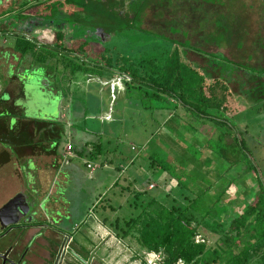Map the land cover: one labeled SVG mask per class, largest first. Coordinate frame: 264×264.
Here are the masks:
<instances>
[{
    "label": "trees",
    "instance_id": "obj_1",
    "mask_svg": "<svg viewBox=\"0 0 264 264\" xmlns=\"http://www.w3.org/2000/svg\"><path fill=\"white\" fill-rule=\"evenodd\" d=\"M153 1L160 0H38L31 6V14L22 13L24 10L21 12L20 23L28 15L45 22L63 20V26L54 29L53 33L46 28L39 31L42 32V41L69 58L68 62L64 60L63 63L70 70L71 77L79 72L104 76L107 71H117L128 77L125 79L128 96L136 107L150 111L183 107L193 116L222 126L223 130L218 129L219 139L208 140L210 147H214L219 157L233 166L241 163L245 165L239 172L243 180H229L228 186L215 199L209 200L207 190L185 209L175 206L169 208L161 204L163 206L159 210L153 208L159 205L155 197L150 198L148 192L137 193L132 203L135 213L110 223L117 235L123 240L137 241L142 255L163 250L166 264H178L180 260L187 264H257L252 260L264 248V177L244 137L245 131H250V128L246 125L247 129L243 131L241 127V114L248 111L246 104L234 92L228 79L237 67L245 66L222 57L225 73L213 77L187 58L186 47L190 48V45L177 41L173 42L175 46L173 44L161 53H140L134 56L120 52L115 56L111 42L116 37L132 30L146 32L140 27L139 19ZM78 24H83L97 40L71 37L70 30L77 28ZM92 26L95 31L89 28ZM2 29L16 31L17 23L9 22L1 26L0 31ZM17 48L23 56L32 54L37 62L43 64L55 60L50 64L53 72L62 64L55 52L39 50L38 44L29 40L22 39ZM23 88V85L16 86L14 92H22ZM172 98L175 103L171 101ZM3 105L4 111L0 110V122H3L0 133L15 135L19 143L6 140L1 142L0 167L58 155V145L63 134L59 119L28 118L16 114L17 106L13 102ZM8 108L11 110L8 111ZM52 124L54 127H51ZM43 128H46L44 136L36 139ZM230 134L234 136L233 141H228ZM95 150L91 153L93 158L104 153V143L95 145ZM238 153H242V157L233 160ZM154 163L157 161L153 160ZM159 167L178 176L168 168L166 161L159 164ZM179 182L187 186L183 180ZM237 184L241 187L237 195L240 193L246 198L241 202V207L244 205L242 210H236L229 217L230 205L224 203L227 197L225 194L230 186ZM145 195L147 199L144 200ZM14 199L16 204L22 200L20 196ZM105 221L108 222L107 219ZM225 227H229V231L224 233L223 238H219V244L216 247L210 245L208 236L222 233ZM198 236L206 240L198 242ZM262 259L264 264V255Z\"/></svg>",
    "mask_w": 264,
    "mask_h": 264
},
{
    "label": "rangeland",
    "instance_id": "obj_2",
    "mask_svg": "<svg viewBox=\"0 0 264 264\" xmlns=\"http://www.w3.org/2000/svg\"><path fill=\"white\" fill-rule=\"evenodd\" d=\"M35 1L38 0H32V2ZM9 4L10 1L6 0L2 6L6 9ZM15 6L17 7V4ZM119 6L124 7L123 5ZM139 21L140 27L146 32L132 30L116 37L111 42L112 47L115 48V56L120 52L134 56L140 53H161L170 49L173 42L177 41L189 44L190 48L186 47L187 58L212 74L213 77L225 73L224 65L221 62L222 57H227L245 66V68L237 67L228 79L234 92L242 97V101L246 104L248 111L241 114V127L243 131L247 129L246 125L250 128V131H245L244 137L259 162L260 171L264 177V0L153 1L143 11ZM63 23V20H48L41 27L49 29L50 33H53L54 29L63 26ZM89 28L95 31L94 26ZM69 34L73 38L82 37L97 40L83 24H78V27L70 30ZM56 55L62 64L54 72L50 70V73L57 79L60 77V82L56 81V84H60L59 91L61 93H56L54 88L49 89V86H42L30 79L26 82V98L22 97L16 102V114L33 119H47L43 116L39 103L40 101L50 102L51 98L58 97L55 103L50 102L54 108L53 113L50 114L53 118L60 119V115L56 111L62 110L63 94L70 97L69 81L71 76L70 70L65 68L63 63L64 60L68 62L69 58L64 57L65 54L57 53ZM51 62H55V60ZM250 68L255 70L251 71ZM57 71L58 73H56ZM109 73L115 74L114 71H107V74ZM46 97L49 100H46ZM129 106L126 110L127 118L123 130L121 127H114L113 130L115 135L122 132L126 135L121 145L132 154L136 153L132 150V143L146 145L145 153L142 156L143 160L141 158L140 160L144 166L143 170L146 167L153 170H150L148 180L142 181L150 198L155 197L159 201V205H155L153 208L161 210L164 205L169 208L175 206L185 209L207 190L209 191L207 193L209 200L215 199L219 194H222L226 185L228 186L229 180H243L239 172L245 165L241 163L233 166L232 163L220 158L214 147H210L211 144L208 140H218L219 130H223L222 126L220 127L210 120L193 116L181 107L180 116L177 115L170 121L164 131L156 132L152 136L151 132H155V130L151 131L150 129L148 134L145 130L148 124H153L148 119L151 111L144 109L133 114L130 110L133 106L131 104ZM233 138L234 136L230 134L228 141H233ZM113 142L112 146L120 144L115 140ZM240 157H242V153L236 154L232 159L237 160ZM32 160L36 162L37 167L31 165V161L25 160L16 162V165L12 163L0 170V198L5 195L9 196L20 189L16 197L20 196L25 200H23L25 202L23 206H26L27 210L42 211L37 205L40 203L39 201L45 200L48 203L46 207L49 209L52 210L56 204L55 208L61 206L59 207L61 210L63 203L68 204L66 188L74 179L66 178L62 169L60 170L58 167H54L52 170L57 174V178L55 175L53 177L52 172L43 168L49 161L48 157ZM153 160L157 161L154 165ZM165 161L168 168L178 176L166 172L165 174L161 173L163 169L159 167V164ZM159 170L164 177L162 181L157 180L156 175H152V172L157 174ZM28 173L31 174L30 180L27 177ZM179 180H183L187 186L181 185ZM92 183L94 185L95 182L92 181ZM151 183L152 187L149 186ZM138 187L142 188L138 184L128 187L130 194L140 193ZM240 188L238 184L232 185L225 194L227 197L224 203L228 202L230 205L229 217L233 216L237 212L236 210H242L244 206L241 207V202L246 197L240 193L237 195ZM30 191L34 196L32 195V199L29 200L28 193ZM126 193L128 194L127 191ZM51 194L56 198L55 202L51 199ZM146 197L147 195L144 200L147 199ZM34 198H36V202ZM133 200L135 197L130 203H133ZM129 208V206L124 207L121 214H127ZM198 214L200 215V213ZM228 231L229 227H225L222 233L208 236L209 244L216 247L219 244V238H223L224 233ZM224 246L227 247L226 244ZM263 255L264 248L252 262L262 264Z\"/></svg>",
    "mask_w": 264,
    "mask_h": 264
},
{
    "label": "crops",
    "instance_id": "obj_3",
    "mask_svg": "<svg viewBox=\"0 0 264 264\" xmlns=\"http://www.w3.org/2000/svg\"><path fill=\"white\" fill-rule=\"evenodd\" d=\"M114 72L115 74L106 73L104 76L79 72L69 81L70 97L64 93L61 104L59 120L62 122L63 134L58 145L59 152L57 156L48 157L49 161L43 167L48 172L58 167L62 169L66 178L74 179L66 188L68 204L63 203L61 210L59 209L61 206L55 208V204L51 211L47 210L43 214L40 211L34 212L36 209H33L30 211V215H33V219L29 221L31 226L23 227L21 231L10 232L7 242L2 245L4 248L15 236L25 231V237L20 241L18 249L25 251L27 258L21 264H45L44 257L49 259L48 264H54L64 241L66 249L72 247L86 259L99 248L98 255L101 259H93L92 264H145L144 255L138 250L137 241L121 239L110 225L113 220H123L135 213L130 201L134 199L136 193L131 195L128 187L138 184L142 187H138L140 193L143 191L146 193L147 188L143 187L142 180H148L150 170H153L148 167L143 170L141 160L146 150L145 144L132 143V150L136 151L132 154L121 145L126 135L123 132L117 135L114 133V127H121L123 130L129 104L135 106L128 96V85L125 80L128 77ZM171 101L175 103L173 98ZM139 108L142 110L140 106L132 107L131 113L136 114ZM179 110L180 107L174 110L151 111L148 119L153 124L146 126V133L148 134L150 129L155 130L151 132L153 136L156 132L164 131L165 126L179 115ZM113 140L120 144L112 146ZM69 143L74 146L72 153L66 149ZM99 143H104L105 151L93 158L91 153L96 151L95 145ZM32 164L37 167L33 160ZM89 164L96 167L93 169ZM165 172L169 173L165 170L161 173ZM52 173V176L55 175L57 178V174ZM152 173L153 176H157V180H163L160 170L159 174ZM92 181L95 182L94 185ZM27 186L29 188V185ZM149 186L152 187L153 184ZM19 192L20 189H17L15 193L0 198V208H3L4 214L14 211L11 207L5 211L4 207L14 200ZM32 195L30 191L29 200L32 199ZM51 196L55 202L56 198L52 194ZM34 199L36 202V198ZM126 206L130 208L127 214H124L125 217H122L124 215L121 211ZM105 219L108 220L107 223ZM61 264L82 263L70 253H66Z\"/></svg>",
    "mask_w": 264,
    "mask_h": 264
},
{
    "label": "flooded vegetation",
    "instance_id": "obj_4",
    "mask_svg": "<svg viewBox=\"0 0 264 264\" xmlns=\"http://www.w3.org/2000/svg\"><path fill=\"white\" fill-rule=\"evenodd\" d=\"M5 1L6 0H0V27L1 26L3 27V25L8 24L9 22H16L17 29L16 31L15 30L5 31L3 29L2 31H0V102L2 103L0 110H2V112L5 109V106L3 105L4 103L13 102V104L16 105V102L18 99L22 97L26 98V95H27L26 94V82H28L31 79V74L32 75L33 74L42 75L43 78H47L49 89L54 88L56 93L57 92L61 93V91H59L60 84L59 85L56 84V81L59 83L58 79L55 76H53L52 73H50L51 60H49L47 64H43L41 62H37L32 56V54H27L23 56L22 53L17 48L22 39L37 43L39 46V50H44L46 52H51V53L55 52L56 54L57 53L63 54L57 49L51 47L48 43L42 41V39L40 38L42 35V32H40L39 30L40 29L43 30L41 25L43 23H46L45 21H41L42 19L40 18L30 17L28 15L27 18L23 17L24 18L22 20L23 23H20L21 12L24 10V12L22 13L31 14L32 12L31 6L35 4L37 1L32 2V0H22V1L21 0H8L10 1V4L9 6H7L6 9H4L2 5L5 3ZM16 4H17V7L15 6ZM28 9L30 10L27 11ZM22 85L24 86L22 92H17V93L14 92V87L16 86L20 87ZM7 110L10 111L11 108H8ZM2 124L3 122L1 121L0 126H2ZM43 129H45L46 131V128H43ZM2 135H7V134L0 133V136ZM8 136L16 137L13 134H10ZM3 140L4 139H0V152L3 148V145L1 143ZM31 160L32 159H29L28 162H30ZM14 164L16 165L15 162ZM1 169L2 167H0V170ZM30 173L27 174L28 180H30V176H31ZM39 202L40 203L37 206H39L40 209L42 210L40 211L42 212V214L44 212H47V210L51 211L49 207H46L48 204L46 200L39 201ZM14 211L11 213L9 212L6 215V213L4 214L3 212V208H0V235H2L3 232H6L10 228L11 229L13 228L14 231L15 230L21 231V228L29 226V225L31 226V224H29V221L33 219V215H30L31 212L27 216H23L20 214H16ZM34 212L38 213L39 210L36 209ZM37 213H34V214H37ZM23 217L25 218L22 221ZM19 218H21V220ZM18 219L20 221L16 223L15 221H17ZM13 221L15 223L10 225L7 229H5V224L11 223ZM41 226L44 227V225H41ZM19 235L20 234L15 236V238L9 243L7 247L4 248L0 246V252L3 253V255L8 250H10V248L14 244H16ZM26 256H27V253H25V251L22 252L21 248L15 249L10 254V257L13 260L18 261V262H22L25 258H27ZM4 261H5L4 257L0 255V264H4Z\"/></svg>",
    "mask_w": 264,
    "mask_h": 264
},
{
    "label": "water",
    "instance_id": "obj_5",
    "mask_svg": "<svg viewBox=\"0 0 264 264\" xmlns=\"http://www.w3.org/2000/svg\"><path fill=\"white\" fill-rule=\"evenodd\" d=\"M31 79H33L34 82H36V83H38V84H40L42 86H45V87L49 86L48 83H47L48 79L47 78H43L42 75H35V74L32 75L31 74ZM122 79H124V77H122ZM45 99L49 100L47 97ZM57 99H58V97L51 98L50 102L55 103ZM50 102L40 101L39 105L42 107L43 116L45 118H47V119H56V118H53L52 115L50 114V113H53V110H54V108L52 107ZM56 113L57 114L59 113V115L61 117V110H57ZM51 127H54V125L52 124ZM44 131H45V129H43L41 131V133L39 134V136L36 139H39L40 137H43L44 136ZM0 139H4V140H6L8 142L15 143V144L19 143L18 138L14 137V136L2 135V136H0ZM20 143H22V142H20ZM14 200H16V199H14ZM14 200H12L7 206L4 207L5 211H6V208L11 207V208H13L15 210L14 212L16 214L19 213V214H22L23 216H26V215H28L30 213L31 210H27V207L23 206V204L25 203L24 199L21 200L22 202L19 200V202L17 204H16V202H14ZM29 209H31V208H29ZM19 219L21 220V218H19ZM19 219L17 221H15V222L18 223L20 221ZM15 222L13 221L11 223H6L5 224V229H7L10 225L14 224ZM12 230H13V228L12 229L10 228L6 232H3L2 235H0V246L4 245L7 242L8 238H9V235H10V232ZM24 237H25V231L20 233V236L18 237L16 244H14L10 248V250H8L4 255H3V253L0 252V255L2 257H4V260H5L4 264H21V262L13 260L10 257V254L15 249H18L19 243ZM65 246H66V241L62 242L54 264H61L62 263V257L66 253H70L72 256H74L76 259H78L82 264H92L93 259H101L99 257V255H98V249L99 248H97L96 250H94L91 253V257L89 259H86L84 256H81L78 252H76L72 247H69V248L66 249ZM43 259H44L45 264H48L49 259L46 258V257H44Z\"/></svg>",
    "mask_w": 264,
    "mask_h": 264
},
{
    "label": "built area",
    "instance_id": "obj_6",
    "mask_svg": "<svg viewBox=\"0 0 264 264\" xmlns=\"http://www.w3.org/2000/svg\"><path fill=\"white\" fill-rule=\"evenodd\" d=\"M66 149L68 152L72 153V151L74 149L73 144L69 143L67 145ZM89 167L94 169L96 166L89 164ZM197 241L201 242V241H205V240L201 236H198ZM165 259H166V255H165L163 250L162 251H150V252H146L144 254V263L145 264H166ZM178 264H187V263L183 260H180L178 262Z\"/></svg>",
    "mask_w": 264,
    "mask_h": 264
}]
</instances>
